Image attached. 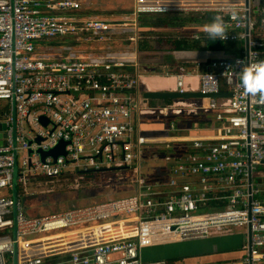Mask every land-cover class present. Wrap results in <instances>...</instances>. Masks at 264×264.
I'll use <instances>...</instances> for the list:
<instances>
[{
  "label": "built area",
  "instance_id": "obj_1",
  "mask_svg": "<svg viewBox=\"0 0 264 264\" xmlns=\"http://www.w3.org/2000/svg\"><path fill=\"white\" fill-rule=\"evenodd\" d=\"M81 7V0H0V101L9 107L0 114V192H7L0 195V264H167L143 261L142 251L242 229L250 243L231 264H264V204L253 183L264 162V101L244 94L236 65L264 60V41L252 38L255 15L264 28V0H135L128 22L74 15ZM179 12L221 15L227 36L220 41L248 39V55L243 46L233 59L162 76L174 77L176 93L192 92L185 79L196 76V93L231 97L203 99L206 106L143 98L137 47L147 36L139 19ZM64 39L101 57L41 51ZM118 43L131 45L135 59L103 52ZM197 113L212 117L210 134L178 129L176 117ZM60 142L65 156L42 161L38 151ZM149 159L163 162L164 181L143 176ZM88 172L132 177L134 193L39 217L24 212L21 189L31 180Z\"/></svg>",
  "mask_w": 264,
  "mask_h": 264
},
{
  "label": "rangeland",
  "instance_id": "obj_2",
  "mask_svg": "<svg viewBox=\"0 0 264 264\" xmlns=\"http://www.w3.org/2000/svg\"><path fill=\"white\" fill-rule=\"evenodd\" d=\"M197 15V13H172L168 15H162L165 18H178L180 19H189V17ZM147 17H155L156 16H146ZM148 23L149 21H144ZM194 25L192 24H185L184 31L179 29V31H166L162 30L158 33H152L153 38H162V37H174L176 35L183 36L187 34L185 31L190 28H193ZM131 32L130 29L125 31V34H129ZM174 35V36H171ZM150 36V37H152ZM68 39H64V41H53L54 43L58 42V45H63L62 43H67ZM54 43H43L41 47V51L43 53L51 52H58L57 47H54ZM52 45V46H51ZM118 47H106L103 50L104 53L111 54L112 57L116 58H125V60L132 61L135 59L134 55H127L132 52L131 45H123L117 44ZM71 47L74 48V51L79 54V56H84V54L90 55L91 58H99L101 57L98 53L101 51L99 49L90 50L83 46L75 47V44H70ZM112 52L110 53V50ZM123 51L125 53L123 54ZM191 56L192 58H204V53H193L190 54H179L178 60L183 58H187ZM165 56L164 59L170 60ZM153 61V63L158 64V58L149 59ZM156 61V62H154ZM152 65V64H151ZM143 68V67H142ZM8 105L7 102L0 101V114L8 112ZM146 172L148 180L158 181V180H165L166 179V167L164 166L163 162L159 159L158 161H146L145 163ZM143 172V170H142ZM264 165H261L257 168L256 171L253 172V183L259 184L261 187L260 192L264 190ZM95 176L91 178H87L84 176H80L77 174H73L72 177L68 178H57L54 180H43V181H30L26 184L23 189H21L23 195V210L29 217H39L49 214L59 213L65 210H71L70 208H74L77 205L83 206L89 203L99 202L100 200H106L107 198H118L122 196H126L127 193L132 192L130 189H126L127 185L133 184V178L128 177L124 174H119L115 172H108V173H99L94 174ZM263 185V186H262ZM25 189V191H24ZM129 194V195H130ZM1 196L7 195L6 191L0 192ZM202 241V240H201ZM169 250L173 256H175V252H179V254L183 255H191L196 253H201L205 250L204 243L200 241H190V242H183L177 244H171ZM155 250L153 248H146L143 250V259H152L155 256ZM195 259V258H191ZM198 259V257H196ZM170 264V263H167Z\"/></svg>",
  "mask_w": 264,
  "mask_h": 264
},
{
  "label": "trees",
  "instance_id": "obj_3",
  "mask_svg": "<svg viewBox=\"0 0 264 264\" xmlns=\"http://www.w3.org/2000/svg\"><path fill=\"white\" fill-rule=\"evenodd\" d=\"M152 16H156V18L142 17L139 19V28L141 29L143 36L145 37L147 36V38H144L143 40L139 41L137 50L139 57L142 59V62L144 63L146 62L151 63V60L149 59L158 58L157 60L158 64L153 66V69L151 70L152 72L151 74L153 75L162 76L163 71L166 70L172 76L177 72V68L179 66L184 67L185 69H190V67H193V65L197 63L205 64L209 61L219 60V59L230 60L238 56L233 44L223 43L219 39L213 41L206 36L203 26L211 21L212 16L210 14H206V15L197 14L189 17V19H184V20L183 19L178 20V18L175 17L168 19L163 17L162 15H152ZM255 18H256V24H255L254 32L252 33V38L257 41H261V40L264 41V28L260 26L261 18L258 17L257 15H255ZM144 21H149V22L146 23ZM187 23L194 25V27L187 29L191 31H185L187 32V34L183 36L171 35L174 37L167 36L162 38H157V37L150 38V36H152V33L153 34L158 33L159 31L162 30L179 31V29H181L182 31H184L183 27ZM192 35H197L199 37L198 40L192 39L191 38ZM185 53L190 55H192L193 53H204L205 57L194 59L191 56H188L187 58L178 60L179 54H185ZM165 56H168L169 58L174 57V59L177 60L175 61L172 60L171 58L172 63L169 66L163 68L162 63H164L163 60ZM221 91L223 92L227 91L224 85L221 87ZM151 103L170 104L171 101H165V102L151 101ZM175 121L178 124L179 127L178 129L180 131H183L186 134H190V135L196 134L195 130L201 131L202 134H210V132L207 130H209L211 127L214 126L212 117L210 115H206L202 113L178 116L175 118ZM94 174L95 173L93 172H88V173H79L77 175L91 178L95 176ZM72 176L73 174H63L59 178H64V177L68 178ZM143 176L148 180L145 172H143ZM43 180L48 181L49 179L38 178V181H43ZM124 188L125 190L126 189L132 190L131 194L127 193L126 196H130L133 194V190H134L133 185H127V187ZM17 192L19 193L18 187H17ZM126 196H122V197H126ZM113 199H117V198H107L106 200H100L99 202H95V203H100ZM258 199L264 204V190L259 193ZM89 204H94V203H89ZM224 206L225 205L223 204V207ZM74 208H70V209H74Z\"/></svg>",
  "mask_w": 264,
  "mask_h": 264
},
{
  "label": "crops",
  "instance_id": "obj_4",
  "mask_svg": "<svg viewBox=\"0 0 264 264\" xmlns=\"http://www.w3.org/2000/svg\"><path fill=\"white\" fill-rule=\"evenodd\" d=\"M81 1H82L81 11H79L78 13H73L76 16L87 17V18L109 21V22H121V21L128 22L132 20V14L135 7V0H81ZM60 14H70V13L63 12ZM132 33L133 32L131 30L129 35ZM53 43L54 42H52V44ZM62 44L63 45H58V42L54 43V47H57L58 52L64 51L65 53H72V52L77 53L76 51H74V48L70 46V44L72 45L73 42L68 40L67 43L65 42ZM233 45L236 50V53L240 55L244 43H234ZM114 47H118V45H115ZM110 52H112V50H110ZM124 53L125 51H123V54ZM171 58L172 60H175L174 57H170V60L167 59L163 60L164 62L162 63L163 68L169 66L172 63ZM139 59L141 63V71L143 72V76L141 78V86L143 93L145 91L171 92L175 90L174 77H163V76L151 74L152 73L151 70L153 69V66L157 64L152 63L153 61H151V63H147V62L144 63L142 62V59L140 57ZM194 68L195 65H193V67H190V69H186V70L188 72H192ZM185 87L188 89V91H192L193 93H196L198 90V78L196 76L187 77L185 79ZM184 102L190 106V104H192L194 100H189ZM199 104L206 106V101L199 100ZM148 127H150L149 130L151 131L153 129L156 130V127L154 125H149ZM148 161L151 160L149 159ZM143 168L146 170L145 163ZM144 169L143 172H146ZM76 207H80V206L77 205ZM200 242L201 243L203 242L205 247L206 246L209 247L207 252L210 253H207L206 255L205 254L197 255L199 253L191 254V255H183V254H179L180 253L179 251L177 252L178 255L177 258L168 261V263L170 262V264H217L219 262H222V264H231V261H233V263H236L235 261L241 256L242 247L247 242V231L242 229V230L234 231L231 235H215L213 237L204 239ZM171 244H177V243H171ZM196 257H198V259H196ZM191 258H195V259H191Z\"/></svg>",
  "mask_w": 264,
  "mask_h": 264
},
{
  "label": "water",
  "instance_id": "obj_5",
  "mask_svg": "<svg viewBox=\"0 0 264 264\" xmlns=\"http://www.w3.org/2000/svg\"><path fill=\"white\" fill-rule=\"evenodd\" d=\"M141 30V29H140ZM244 46H245V55L247 58L248 55V39L245 40L244 42ZM231 97V94H224V93H218V94H213V95H203L200 93H193V92H188V93H176L174 91H165V92H149V91H145L143 93V98L145 100L148 101H153V102H165V101H177V100H183V101H189V100H203V99H208V98H229ZM13 117H14V111H13ZM43 125H46V123L42 120L41 121ZM4 130V127L2 128ZM4 138V135H0V139ZM37 142H39V140H37ZM1 145V142H0ZM65 143L60 142L56 148H54L53 150L44 153L41 151L39 152V155L41 157V160L43 161L46 157H50L53 160H56L59 156H65V152H64V147H65ZM262 165H264V162H262ZM17 170L15 167L14 170V175H13V183H12V196L13 198L16 197L17 194ZM250 191V190H249ZM250 238H251V233L249 231V229L247 230V242L250 243ZM170 244L168 245H161L158 247L153 248L155 250V256H153L152 259H147L144 260L143 259V251H142V259L145 262H150V261H170L172 259L177 258V253L175 252V256H173L169 250ZM209 249V247L206 246L205 250L202 251V253H199L197 255H202V254H207L210 252H207Z\"/></svg>",
  "mask_w": 264,
  "mask_h": 264
},
{
  "label": "clouds",
  "instance_id": "obj_6",
  "mask_svg": "<svg viewBox=\"0 0 264 264\" xmlns=\"http://www.w3.org/2000/svg\"><path fill=\"white\" fill-rule=\"evenodd\" d=\"M206 36L210 40H224L227 36V24L221 15L213 16L211 21L203 26ZM240 71L239 84L245 95L259 97L264 101V60L256 63H245L237 60Z\"/></svg>",
  "mask_w": 264,
  "mask_h": 264
}]
</instances>
